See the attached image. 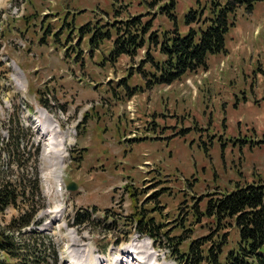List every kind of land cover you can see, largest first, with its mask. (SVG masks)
Instances as JSON below:
<instances>
[{"label":"rangeland","instance_id":"obj_1","mask_svg":"<svg viewBox=\"0 0 264 264\" xmlns=\"http://www.w3.org/2000/svg\"><path fill=\"white\" fill-rule=\"evenodd\" d=\"M205 1L0 0L1 177L18 175L4 149L18 118L25 158L40 148L45 198L39 225L8 229L19 215L10 207L0 230L35 249L39 263L30 264H193L187 253L196 241L207 250L228 234L225 250L234 246L235 230L218 233L206 212L223 193L264 180V1L237 12L227 53L210 57L207 69L157 86L143 73L149 64L140 70L149 35L186 32L185 15ZM147 26L136 56H111L126 30L140 35ZM140 218L161 229L157 257L135 229Z\"/></svg>","mask_w":264,"mask_h":264},{"label":"trees","instance_id":"obj_2","mask_svg":"<svg viewBox=\"0 0 264 264\" xmlns=\"http://www.w3.org/2000/svg\"><path fill=\"white\" fill-rule=\"evenodd\" d=\"M263 1L206 0L199 10L192 9L185 15L186 32L176 27L164 31L161 35L150 34L145 59L140 67L142 71L144 65L149 64L153 69L147 73L143 70L144 75L151 76L150 86L171 85L188 73L207 69L210 57L227 53L226 37L235 26L237 12L244 9L246 13H251L256 4ZM128 24L133 27L137 23L133 20ZM84 29L85 27H82L80 30ZM141 30L143 35L126 30L124 35L119 36L113 43L111 56L114 59L123 55L136 56L138 50L146 46L145 36L149 34L151 27L147 26ZM92 40L95 41V38ZM152 50L161 58L155 57ZM10 121L13 126L8 129V142L4 149L18 175L15 180H3V171L0 172V216L10 207L19 210V215L12 218L8 225V229L19 233L40 224L37 215L45 204V198L41 192L37 168L40 148L34 146L31 158H25V129L18 118L16 122ZM2 127L3 122L0 120V129ZM3 141L5 138L1 136L0 130L1 145ZM2 155L3 153H0V160ZM206 215L215 219L218 233L225 228L235 230L236 242L227 251L225 249L229 245L228 234H223L220 240L213 242L207 250H201L204 242L198 243L197 246H194L197 241L192 243L187 255L191 256L193 264H264V180L238 185L234 190L223 193L221 197L208 203ZM79 217H76V222L84 223ZM86 219L92 221L91 217ZM136 222L135 229L138 234L151 238L154 247L164 248L157 244L161 229H158L153 221L140 218ZM12 232L0 230V254L4 253L8 258L22 261L24 264L38 262L35 249L26 243L16 242ZM166 249L172 251L171 248ZM0 264L8 263L3 262L0 256Z\"/></svg>","mask_w":264,"mask_h":264},{"label":"bare ground","instance_id":"obj_3","mask_svg":"<svg viewBox=\"0 0 264 264\" xmlns=\"http://www.w3.org/2000/svg\"><path fill=\"white\" fill-rule=\"evenodd\" d=\"M41 126V125H40ZM42 128V127H41ZM45 131L44 130H42V134L44 133ZM41 134V135H42ZM47 134H49V133H47ZM67 139H69L70 140V135H69V133H67ZM56 138H53V140H51V147H55V146H57V143H56ZM59 146V145H58ZM64 146V144H62V145H60V147H63ZM54 149H56V148H54ZM59 157H60V159H61V161H60V164L61 165H63L64 164V157L62 156V155H59ZM62 171V170H61ZM60 171V172H61ZM64 178H65V173H64V171H63V173L61 172L60 173V179H62V180H64ZM63 191V186H62V184H61V182L59 183V191H58V193H60V191ZM149 250H150V253L152 254V255H154V256H156L155 255V253L154 252H152V250L154 251V248L153 247H149ZM128 254L130 255V257L131 258H134L135 257V251L134 250H130L129 252H128ZM137 255H140L139 253H137L136 254V256ZM157 257V256H156ZM76 259V258H75ZM97 259V258H96ZM78 260H79V258H78ZM139 262H142V261H139ZM103 264L102 262L100 263L98 260H96L95 261V263L94 264ZM110 263V262H109ZM71 264H81V261H78V263L75 261V260H73L72 261V263ZM82 264H85V263H82ZM91 264V263H90Z\"/></svg>","mask_w":264,"mask_h":264},{"label":"water","instance_id":"obj_4","mask_svg":"<svg viewBox=\"0 0 264 264\" xmlns=\"http://www.w3.org/2000/svg\"><path fill=\"white\" fill-rule=\"evenodd\" d=\"M78 188L77 184L72 183L69 185L68 190L75 191Z\"/></svg>","mask_w":264,"mask_h":264},{"label":"built area","instance_id":"obj_5","mask_svg":"<svg viewBox=\"0 0 264 264\" xmlns=\"http://www.w3.org/2000/svg\"><path fill=\"white\" fill-rule=\"evenodd\" d=\"M16 12H18V9H16Z\"/></svg>","mask_w":264,"mask_h":264}]
</instances>
